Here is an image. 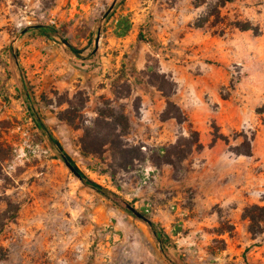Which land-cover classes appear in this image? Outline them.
<instances>
[{"label":"rangeland","instance_id":"obj_1","mask_svg":"<svg viewBox=\"0 0 264 264\" xmlns=\"http://www.w3.org/2000/svg\"><path fill=\"white\" fill-rule=\"evenodd\" d=\"M127 20L118 50L113 27ZM106 54L119 61L103 71ZM162 94L185 121L164 120L159 136L137 120L151 100L162 121ZM78 98L74 121L60 120ZM263 105L264 0H0V264H264V212L253 209L264 208ZM107 108L128 117L123 141L141 146L128 169L110 147L82 152L84 129ZM38 122L80 172L162 216L161 242L85 187ZM192 133L201 148L180 163L150 151L186 152ZM245 139L251 155H236ZM213 185L225 200L206 198Z\"/></svg>","mask_w":264,"mask_h":264},{"label":"trees","instance_id":"obj_2","mask_svg":"<svg viewBox=\"0 0 264 264\" xmlns=\"http://www.w3.org/2000/svg\"><path fill=\"white\" fill-rule=\"evenodd\" d=\"M131 24L127 20L125 22H117L116 29L114 34L118 37L125 36L127 32L130 30ZM39 31L43 35L50 36V32L54 33L52 26H42L38 27ZM46 36V37H48ZM67 47L73 54H77L78 51L74 49L71 45L67 44ZM163 93V91H162ZM174 93V91L172 92ZM166 99V110L162 113V121L174 118L178 123L184 122L185 118L180 113L179 109L169 100V95L162 94ZM80 105L74 107L69 103L68 109L64 110L60 115H66L68 113L71 116L61 118L60 120H67L70 123L74 121L77 117L78 111H81L84 107V103L82 99H79ZM256 112L260 115L264 114V105L256 110ZM40 128L45 131L48 141L50 145L59 153L61 160L65 164H69L73 167L76 173L80 176V181L82 184L90 188L96 192H99L104 197H106L114 206L122 209L128 210V206H132L126 200L121 198L116 192L107 190L91 180L89 177L80 172L75 166L74 162L71 160L69 155L63 150L60 143L56 140V138L51 134L48 130L47 126L43 122H38ZM262 124L264 125V118L262 119ZM129 121L128 117L123 113V111H116L113 108H107L104 110H100L98 112L97 117L92 122L91 126H88L83 131V136L81 138L82 144V152L84 154H100L105 147H110L113 151L114 158L117 157L119 159L118 166L122 169H128L130 165H132L133 160L139 159L141 156V146H133L129 147L126 142L123 141V137L128 134L129 131ZM191 140H183L185 142V146H187L186 152L180 150L181 145H175L172 147V152L168 151L165 147H158L150 150L151 152H155L162 159L163 164L174 165L175 163L172 160V156L176 158V163H180L183 159H185L186 155L191 151L192 147H196L197 149L201 148V145L198 143L196 133H192ZM213 138H218L214 134ZM239 147H243L244 150H239ZM238 148H234V152L236 155H251V146L249 141L246 139L241 143ZM254 210H259L264 212V208L254 207ZM130 211V210H129ZM131 214L136 217L132 212ZM144 218H138L144 221L148 227L150 228L152 234L157 239L158 242H161V236H165L164 232L160 228L159 224L149 219L145 213H141ZM251 223H253L256 219L255 216H248ZM251 229V228H250ZM250 232H253L251 229Z\"/></svg>","mask_w":264,"mask_h":264},{"label":"crops","instance_id":"obj_3","mask_svg":"<svg viewBox=\"0 0 264 264\" xmlns=\"http://www.w3.org/2000/svg\"><path fill=\"white\" fill-rule=\"evenodd\" d=\"M113 28H114V30L116 29V27H113ZM113 36H116V35L113 34ZM125 36H122V37L116 36L115 37V40H113V44L115 45L116 49L119 50L122 47H124V39L123 38H125ZM102 61H103V63H105L104 64V68H103V71H105V70H109V69H112L113 67H115L119 60H118V57L117 56L116 57L113 56V54H112V56L106 54V56H102ZM146 102H149V103H147V105L144 104L145 107L143 108V110H141V115H143L142 119L137 120V122H139V126H143L145 124L144 121H149L150 120V122L147 123V125L150 126L151 123L152 124L154 123L153 127H155L156 129L154 130L153 133H155V134H157L159 136H161L162 134L164 135L165 132H166L165 130H166V127H167V122H165V121L162 122L159 119H156V117L153 115V111H154L153 109L156 108L154 106V103L151 100L150 101L149 100H144V103H146ZM146 107H148V109ZM132 123L137 124L136 121H134V120H133ZM233 168H235V167L233 166ZM206 178L209 181H214L215 180V174H211L210 173V174H208L206 176ZM224 189H226V191L228 192V188H224ZM197 190H198L197 194L200 195L201 194L200 190H202V187L199 184H197ZM215 191H217V187L213 185V186H210V187H208V186L205 187L203 193L206 195V198L208 200H210V201H213L214 199H216L217 201L221 202V201L226 199V198H223L222 196L217 197L215 195ZM198 195H197V197H198ZM160 207L161 206L158 205L157 208L159 209ZM155 217H158V218H156L157 220H154V221H161V219H163L162 216H160V215L155 216ZM164 221H168V223H169L171 221V217L170 216L169 217H165Z\"/></svg>","mask_w":264,"mask_h":264},{"label":"water","instance_id":"obj_4","mask_svg":"<svg viewBox=\"0 0 264 264\" xmlns=\"http://www.w3.org/2000/svg\"><path fill=\"white\" fill-rule=\"evenodd\" d=\"M66 166H67V167L70 169V171H71L72 173H74L75 176H77V178L80 180V176L76 173V171L73 169V167H72L71 165H69V164H66ZM127 208H128V210H130V212H132L136 217H138V218H144V217L142 216L141 213H139L136 209L132 208L131 206H128Z\"/></svg>","mask_w":264,"mask_h":264},{"label":"built area","instance_id":"obj_5","mask_svg":"<svg viewBox=\"0 0 264 264\" xmlns=\"http://www.w3.org/2000/svg\"><path fill=\"white\" fill-rule=\"evenodd\" d=\"M148 174H149V172H146L145 173V179H147L148 178ZM145 182V181H144ZM144 184V183H143ZM141 188V186L140 187H138L136 190H139Z\"/></svg>","mask_w":264,"mask_h":264}]
</instances>
